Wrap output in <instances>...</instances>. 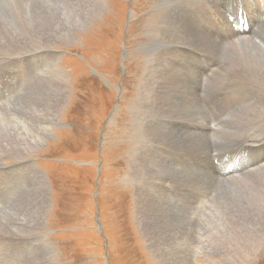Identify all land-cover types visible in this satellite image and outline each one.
<instances>
[{
  "label": "rangeland",
  "instance_id": "rangeland-1",
  "mask_svg": "<svg viewBox=\"0 0 264 264\" xmlns=\"http://www.w3.org/2000/svg\"><path fill=\"white\" fill-rule=\"evenodd\" d=\"M29 2L69 15L47 8L43 21L56 31L25 37V50L0 31L7 85L0 129L22 134L4 131L0 149L27 148L0 153V264H264V158L221 182L209 157L264 134V73L216 50L248 43L264 50V25L252 23V34L227 43L232 25L217 0H100L97 14L89 12L92 0H0V28L19 30L34 14L18 13ZM261 6L247 5L256 23ZM53 49L59 56L38 53ZM154 54L159 71L146 109L142 89ZM220 60L226 64L217 69ZM56 67L66 73L59 108ZM175 70L190 80L176 82ZM223 84L231 91L226 104L217 94ZM165 115L176 125L163 124ZM166 141L174 143L171 156L149 149ZM156 177L179 190L158 192ZM142 182L145 207L163 214L157 250L136 214Z\"/></svg>",
  "mask_w": 264,
  "mask_h": 264
},
{
  "label": "bare ground",
  "instance_id": "bare-ground-1",
  "mask_svg": "<svg viewBox=\"0 0 264 264\" xmlns=\"http://www.w3.org/2000/svg\"><path fill=\"white\" fill-rule=\"evenodd\" d=\"M99 1L100 0H92V4L88 7L89 8V12L92 9H96V12H94V14H97V13H99L101 11V9L103 8L104 3H99ZM217 1L219 2L218 9L227 18L228 22L232 25V28L230 30V35L231 36L228 38V40H226L227 43L235 42V41L241 39L244 36L247 37L248 35L252 34V30H253L252 23L256 24L257 26H259V25L260 26H263L264 25V9L262 10V13L259 15L260 20H259L258 23H256V22L253 21L254 18H251L250 19V13L248 11L249 8H247V5L249 6V4H251L253 2V0H217ZM257 1L262 6L261 7H257V12L254 15H257L259 13V10L262 7H264L263 0H257ZM30 3L31 2L27 3L23 8H21V9L18 10V13H20V14L25 13L26 11H31V12L34 13L31 16H29L28 18L25 17V19L22 21V23H21V25L19 27V30H13V29L7 27L6 25L3 26L2 28H0V31L9 33V35L12 38H16L17 37V42H19L22 50H25L28 47V44L25 41V37H27V36H40V37H44V35L46 33H48L49 31H56L54 29V27L52 26L51 23L43 21L44 11L47 8L56 7V8L62 10L63 12H65V13H67L69 15V11L64 10V8L61 7V6H55V5L48 4V3H40L39 5L34 4V5L30 6ZM211 10H212L213 13L214 12L216 13L214 6L211 7ZM94 14H92V15H94ZM94 16H96V15H94ZM19 17H22V16H19ZM197 17H199V15H197ZM231 19H233V23L230 22ZM54 34H55V36H59L58 33H54ZM254 37L255 36H252V39ZM214 40L216 42H218L221 39H218V37H217V38H214ZM257 42H259V41H257ZM216 50H219L220 52L222 50V52L225 55L230 56L236 63H238L240 65H243V66H245L247 68L255 69L257 71H262L264 73V50L261 49L259 46H256L254 44H249L248 43V44H246V46H242V45L238 44L237 45V50L235 48H221V47H218ZM43 52H45V53L46 52H49L53 56H59L56 49L49 50V51H39L38 53L41 54ZM186 53H188V52H186ZM17 57H19L18 54H17ZM156 58L157 57H156L155 54L154 55H151L150 61L148 63V67L146 68V74H145V77H144L145 83H144V87L142 89V98L141 99H142V102L144 103V107L145 108L146 107L147 108L150 107V103L152 102V100L154 99V96H155L154 95V91H151V90L153 89V84L155 82H157V80H152L153 73L159 71V68L155 67V64H154ZM200 60L205 65H207L206 60H205L204 57L201 56ZM225 64H226V61L225 60H220L218 62V65H217V67H218L217 69L223 68L225 66ZM46 66H47V62H45L44 65H40V68H41L40 70H44L45 71ZM54 72H55L56 76L60 79V82L58 83V96H57V100H56V103H55V106L57 108H59L60 107V103H61V99L63 97V93H64V91L66 89V83H65V74L66 73H64L58 67L54 68ZM159 78H163V76L160 74L159 75ZM190 78H191V75L188 72H185L183 70H175V72H174V79H175L176 82H178L181 79L184 80V81H187V80H190ZM209 78H210V76L207 77L206 79H209ZM204 85H206V82L204 83ZM6 88H7V85H6L5 81L0 78V92L5 91ZM186 90L188 91V94H187L188 95V98L192 97V95L194 94V92L190 88H188V87L186 88ZM180 92H181V90L178 88L177 84H175V86H174V93H175V95L176 96L179 95ZM217 94L220 97H222L221 100L224 99V98H226V97L227 98H231V91L227 89V84H223V86L217 91ZM222 102L225 103V104L227 103L226 100H222ZM191 103H193V101ZM204 104H207L206 109L208 111L211 110V108H209L208 106H210V107H212V108H214L216 110V108L214 107L213 101L206 99V101H204ZM0 111H1V109H0ZM192 111H193V106L190 108L189 113H192ZM252 118H254V117H252ZM161 122L163 124H174V125H176L173 122V118L171 116H169V115H165L162 118ZM197 129H199L200 131L204 132L206 130V123L203 122V121L199 122L197 124ZM4 131H6L7 134L10 135V136H12L14 134L19 135V136H22V134H21L20 131L16 130L18 132L17 133L14 129H12V128H5V127L0 129V135ZM251 131L252 130L250 129L249 131H246V132H251ZM49 132L50 131L48 130L47 131V135L49 134ZM263 136H264V134L261 135V136H259V137H251V138L249 137L248 140H244L242 143H239L237 145L235 143H233L229 147L225 148L226 149V152H224V153H218L216 155L209 154L210 155L209 157H211V160L213 162V176H216L219 181L224 182V181H226L229 178V175H233V174L240 173V171L242 172V171L246 170L247 168H250L251 166H254V164H256L257 162H259V160L263 159L264 158V137ZM44 138H42V140L37 145H39L40 143H42L44 141ZM156 139H157V137H156ZM164 140H166V139H164ZM2 144H3V142L0 143V146H2ZM164 145L165 146H163V147H153V146H149V149L151 151L153 150V151H156V152H158L160 154H163V155L171 156L174 153V151H173V149H174V143L172 141H170V142L169 141H166ZM228 145H229V143H228ZM30 146H31V148H33V145H30ZM28 148H29V146H28ZM24 150L27 151V148H25V149H22V148H19V147L12 148V147L9 146V148H3V150L0 149V153L2 152V153L15 154L16 151H18L19 153H22V152H24ZM147 150H148V148H147ZM135 159H138V158H135ZM196 160H198V156H197ZM30 161L28 160L26 162H30ZM140 174H139V176H140ZM141 176H142V174H141ZM42 177L40 176L41 180H44ZM157 179H159V178H157ZM136 181H139V180H136ZM158 181H161V182L160 183L155 182V185L152 184V186L155 189H157L158 192H160V193H163L164 191L168 190L170 187H173V188L179 190V188L176 187V186H170L168 184V182H167V178L162 177ZM141 184H143L142 187L139 186L138 192L136 191L137 192L136 201H137V205H138L136 207V209L138 211L136 214H138V219L140 220V223L143 225L144 230H146V232H148L149 234H151L150 236H153V237L150 238L149 237V234L147 235V237H149L150 247L153 248V249H155V250H157V248H159V245H158L159 242H158L157 238H154V237L158 233L160 219L162 218L161 216L163 214L161 213V216L159 217V215H158L159 210H158V212H156L155 210H148V208L145 207V203L147 201H149V199H147L148 196H146V194L144 195V194L141 193L140 188H143V187H145V185H148V184H145L143 182ZM146 191H147V189H146ZM151 197H152V195H151ZM154 199L156 200V198H154ZM199 202L200 201H196V202L190 203V205H194L195 206ZM217 204H215V206ZM154 205H156V204H154ZM39 214H41V213H39ZM190 214H191V212H190ZM198 217H200V216H198ZM193 221H194V219H193ZM164 223H166V222H164ZM167 223H168V220H167ZM138 224H139V222H138ZM164 229H165V227H164ZM157 235H159V234H157ZM229 237H231V236H229ZM155 243H157V244H155ZM219 248L220 247H218V249ZM230 248H231L230 249V252H231L235 248V246H231ZM203 250H205V249H203ZM189 252H191V251H189ZM232 252H233L232 254L236 255V253H235L236 251H232Z\"/></svg>",
  "mask_w": 264,
  "mask_h": 264
}]
</instances>
